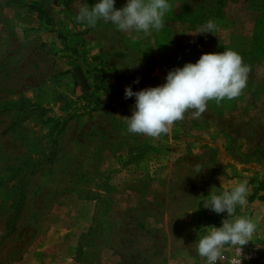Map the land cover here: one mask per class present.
<instances>
[{
  "label": "rangeland",
  "instance_id": "1",
  "mask_svg": "<svg viewBox=\"0 0 264 264\" xmlns=\"http://www.w3.org/2000/svg\"><path fill=\"white\" fill-rule=\"evenodd\" d=\"M97 2L0 0V264H203L204 228L228 218L203 201L245 180L248 203L229 219L256 224L249 264H264V0H168L149 37L76 20ZM209 20L214 33L190 35ZM227 49L250 67L239 97L157 140L128 133L127 86L162 85ZM76 65L105 73L109 90L83 91Z\"/></svg>",
  "mask_w": 264,
  "mask_h": 264
},
{
  "label": "clouds",
  "instance_id": "2",
  "mask_svg": "<svg viewBox=\"0 0 264 264\" xmlns=\"http://www.w3.org/2000/svg\"><path fill=\"white\" fill-rule=\"evenodd\" d=\"M170 8L168 0H127L119 9L115 7V0H99L91 7L82 5L76 20L91 27L103 20L112 23L121 32L143 33L149 37L164 28V17ZM216 29V23L209 20L190 35L212 34ZM249 72L250 67L243 62L242 56L227 49L204 53L196 63H186L183 67L170 70L162 85L136 92L127 86L125 99L135 97L132 115L123 117L127 131L157 140L162 134H167L175 122L182 121L186 113L191 112L193 118H200L206 112L209 101L220 104L225 99L239 97L247 86ZM133 83H139V79ZM193 170L195 175L203 171L199 164L194 165ZM250 191L245 180L219 194L212 188L203 201L206 209L216 214L226 212L228 216L222 220L221 227L213 225L204 228L205 234L196 244V251L206 264L222 261L226 246L236 247L241 253L242 247L251 241L256 224L243 216L229 219L235 215L237 205H247Z\"/></svg>",
  "mask_w": 264,
  "mask_h": 264
},
{
  "label": "trees",
  "instance_id": "3",
  "mask_svg": "<svg viewBox=\"0 0 264 264\" xmlns=\"http://www.w3.org/2000/svg\"><path fill=\"white\" fill-rule=\"evenodd\" d=\"M42 12H45V8H39ZM77 49V48H76ZM74 76L75 79L77 80L78 84L80 85L81 89L85 92L90 91L92 88L95 89H104V91L109 90V86L106 85V74L101 72L100 70H94L92 72L89 68H84V65H76L74 67ZM127 101H132L134 100L133 98L126 99ZM58 126V124H55ZM260 187H264V182H260ZM8 225H7V232L5 235H9L15 231V223L10 222L8 220Z\"/></svg>",
  "mask_w": 264,
  "mask_h": 264
},
{
  "label": "built area",
  "instance_id": "4",
  "mask_svg": "<svg viewBox=\"0 0 264 264\" xmlns=\"http://www.w3.org/2000/svg\"><path fill=\"white\" fill-rule=\"evenodd\" d=\"M259 247L255 244H248L242 247L241 253L238 248L232 247L229 252L223 253L224 259L218 264H249L259 256ZM206 264V261L203 263Z\"/></svg>",
  "mask_w": 264,
  "mask_h": 264
},
{
  "label": "crops",
  "instance_id": "5",
  "mask_svg": "<svg viewBox=\"0 0 264 264\" xmlns=\"http://www.w3.org/2000/svg\"><path fill=\"white\" fill-rule=\"evenodd\" d=\"M231 248H232V247H227V246H226V251H229Z\"/></svg>",
  "mask_w": 264,
  "mask_h": 264
}]
</instances>
